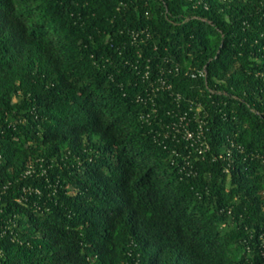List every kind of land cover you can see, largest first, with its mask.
Here are the masks:
<instances>
[{"label":"trees","instance_id":"16d2710c","mask_svg":"<svg viewBox=\"0 0 264 264\" xmlns=\"http://www.w3.org/2000/svg\"><path fill=\"white\" fill-rule=\"evenodd\" d=\"M0 264H264V0H0Z\"/></svg>","mask_w":264,"mask_h":264},{"label":"built area","instance_id":"2783aa9c","mask_svg":"<svg viewBox=\"0 0 264 264\" xmlns=\"http://www.w3.org/2000/svg\"><path fill=\"white\" fill-rule=\"evenodd\" d=\"M191 135H192L191 131H188L187 136H191Z\"/></svg>","mask_w":264,"mask_h":264}]
</instances>
